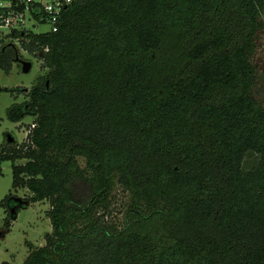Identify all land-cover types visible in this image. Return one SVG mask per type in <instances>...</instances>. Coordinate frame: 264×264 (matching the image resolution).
Listing matches in <instances>:
<instances>
[{
  "label": "trees",
  "instance_id": "obj_1",
  "mask_svg": "<svg viewBox=\"0 0 264 264\" xmlns=\"http://www.w3.org/2000/svg\"><path fill=\"white\" fill-rule=\"evenodd\" d=\"M263 33L264 0H73L18 33L46 71L0 86L27 96L9 121L32 117L0 149L29 192L3 227L42 200L51 225L22 264H264Z\"/></svg>",
  "mask_w": 264,
  "mask_h": 264
},
{
  "label": "rangeland",
  "instance_id": "obj_2",
  "mask_svg": "<svg viewBox=\"0 0 264 264\" xmlns=\"http://www.w3.org/2000/svg\"><path fill=\"white\" fill-rule=\"evenodd\" d=\"M34 32H45L47 25H37L33 28ZM16 50L19 59L27 60L32 63L31 69L27 73L21 71V64L14 61L9 73L0 69V86L15 88L21 87L29 90L35 83L38 75H42L46 69L40 67L41 61L33 54L28 53L20 41H14L6 50ZM15 53V54H16ZM256 58L264 59V33L258 44ZM256 98L264 104V73H259L257 83L254 88ZM27 100L24 92H0V149L5 144L6 134H10L16 145L26 140L28 132L27 126L32 122V117L27 116L19 122H11L6 118V109L13 102H23ZM253 161L247 158V162ZM25 160H17V163H24ZM2 172L0 174V200L8 193L12 192L17 198L21 199L29 195L26 189H12V173L10 161L1 163ZM49 204L46 200L28 203L26 208L20 209L15 220H13L8 231L3 227L6 213L0 206V264L7 262L9 264H22L26 257L28 249L25 242H30L34 246L45 244L44 235L51 231V225L46 212ZM119 208V206H118Z\"/></svg>",
  "mask_w": 264,
  "mask_h": 264
},
{
  "label": "built area",
  "instance_id": "obj_3",
  "mask_svg": "<svg viewBox=\"0 0 264 264\" xmlns=\"http://www.w3.org/2000/svg\"><path fill=\"white\" fill-rule=\"evenodd\" d=\"M72 2L73 0H0V49L19 41V34L34 33L33 28L37 25H47L48 30L45 32L57 31L63 12Z\"/></svg>",
  "mask_w": 264,
  "mask_h": 264
},
{
  "label": "water",
  "instance_id": "obj_4",
  "mask_svg": "<svg viewBox=\"0 0 264 264\" xmlns=\"http://www.w3.org/2000/svg\"><path fill=\"white\" fill-rule=\"evenodd\" d=\"M16 61H18L21 64V71L23 73L29 72L32 66V63L30 61L22 60V59H19L18 57H16ZM6 141L8 143H12L14 141L13 137L9 133L6 134Z\"/></svg>",
  "mask_w": 264,
  "mask_h": 264
}]
</instances>
